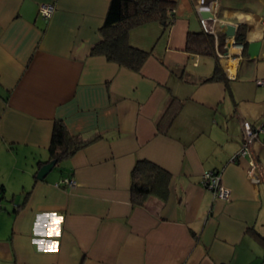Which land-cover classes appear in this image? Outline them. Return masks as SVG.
<instances>
[{
  "label": "crops",
  "instance_id": "obj_1",
  "mask_svg": "<svg viewBox=\"0 0 264 264\" xmlns=\"http://www.w3.org/2000/svg\"><path fill=\"white\" fill-rule=\"evenodd\" d=\"M40 1L0 0V264H264V132L253 143L258 181L247 157L231 160L241 121L264 126V0H170L166 32L158 21L129 30L131 44L152 49L139 71L90 53L109 0H45L56 5L48 19ZM241 24L246 43L261 41L253 57L226 33ZM197 31L214 36L213 55L185 51ZM216 63L226 81L206 80ZM55 119L99 138L35 178ZM141 158L170 172L165 200L131 203ZM209 169L222 172L228 201L201 185ZM63 177L74 184L56 185ZM52 212L64 217L61 236L35 235L37 216ZM33 239L59 250L37 251Z\"/></svg>",
  "mask_w": 264,
  "mask_h": 264
},
{
  "label": "trees",
  "instance_id": "obj_2",
  "mask_svg": "<svg viewBox=\"0 0 264 264\" xmlns=\"http://www.w3.org/2000/svg\"><path fill=\"white\" fill-rule=\"evenodd\" d=\"M173 6L170 0H109L100 27L101 39L91 47L90 53L104 55L108 61L133 71H139L152 49H144L131 44L128 39L129 30L146 22L158 21L163 26L162 33L166 32L174 20ZM245 34V25H239L234 38L236 42L244 44L243 48L247 44ZM184 48L192 54L213 55L214 36L206 31L188 32ZM223 75L220 65L216 63L212 75L206 80L224 79L226 81L227 78ZM4 99L7 100L8 95ZM178 106L176 111L179 109ZM170 121L171 119H167L160 125L164 126ZM98 138V134L88 139L75 137L69 133L62 120L55 119L48 144L49 159L39 160L38 168L51 159H55L58 163L62 158L73 155L80 148ZM170 180V172L159 164L146 158L137 159L130 171L131 203L143 205L150 195L165 200L169 193ZM3 189L0 185L1 197L4 196Z\"/></svg>",
  "mask_w": 264,
  "mask_h": 264
},
{
  "label": "built area",
  "instance_id": "obj_3",
  "mask_svg": "<svg viewBox=\"0 0 264 264\" xmlns=\"http://www.w3.org/2000/svg\"><path fill=\"white\" fill-rule=\"evenodd\" d=\"M56 5L53 1H40L38 2L37 11L38 14L43 17L44 19H48L51 14L55 11ZM207 10V11H206ZM204 11V8L202 10L201 14V20L203 22L207 19V17H211L209 10L211 8H208ZM234 37V36H233ZM222 56L221 54L219 55ZM222 58H224L222 56ZM230 68V67H228ZM232 75V74H231ZM255 82L257 84L264 85V78H256ZM241 130H242V143L240 148L237 150V152L232 156L231 160L236 161L238 158H248V167H247V178L251 181H258L259 176L256 170L255 160L253 156V143L257 139L260 132H264V126H258L253 127L251 124H249L246 121H241ZM222 172L218 169H209L205 170L201 174V185L208 190L211 191L214 198L228 201L230 199V190L229 188L224 184L222 180ZM56 185H68L72 186L74 184V180L68 177H63L59 179L57 182H55Z\"/></svg>",
  "mask_w": 264,
  "mask_h": 264
},
{
  "label": "clouds",
  "instance_id": "obj_4",
  "mask_svg": "<svg viewBox=\"0 0 264 264\" xmlns=\"http://www.w3.org/2000/svg\"><path fill=\"white\" fill-rule=\"evenodd\" d=\"M235 39V38H234ZM42 219H47L49 222L44 226L47 227V231H39L41 226ZM64 217L57 215L55 212L46 213L44 217L37 216L36 218V225L34 228V233L37 236L41 237H60L61 236V229L60 224L62 223ZM32 244H34L37 248V251L40 252H56L59 250V240H45V239H33Z\"/></svg>",
  "mask_w": 264,
  "mask_h": 264
},
{
  "label": "water",
  "instance_id": "obj_5",
  "mask_svg": "<svg viewBox=\"0 0 264 264\" xmlns=\"http://www.w3.org/2000/svg\"><path fill=\"white\" fill-rule=\"evenodd\" d=\"M227 29H226V33L228 35H235L237 28L232 26V25H226ZM239 44H241V46L243 47L244 44L241 42H238ZM261 41L260 40H255V41H250L247 43V53L249 56L253 57L255 55H257L258 51H259V47H260ZM56 160L55 159H51L45 163H43L36 171V178L42 179L48 171H50V169L55 165Z\"/></svg>",
  "mask_w": 264,
  "mask_h": 264
},
{
  "label": "rangeland",
  "instance_id": "obj_6",
  "mask_svg": "<svg viewBox=\"0 0 264 264\" xmlns=\"http://www.w3.org/2000/svg\"><path fill=\"white\" fill-rule=\"evenodd\" d=\"M9 168H10V162L6 163V169H9ZM4 194H5V192H4ZM0 197H1V194H0ZM0 199H1L0 201L3 205L4 203H6L8 201V196H5V198H0Z\"/></svg>",
  "mask_w": 264,
  "mask_h": 264
}]
</instances>
